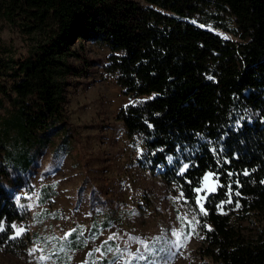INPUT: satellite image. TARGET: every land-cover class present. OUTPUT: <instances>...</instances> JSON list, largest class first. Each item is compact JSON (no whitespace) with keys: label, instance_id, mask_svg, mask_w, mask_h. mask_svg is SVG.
<instances>
[{"label":"trees","instance_id":"16d2710c","mask_svg":"<svg viewBox=\"0 0 264 264\" xmlns=\"http://www.w3.org/2000/svg\"><path fill=\"white\" fill-rule=\"evenodd\" d=\"M0 17L29 41L26 56L0 57V79H7L0 96L11 107L0 159L7 154L20 167L11 177L0 163L4 253L22 255L31 242L26 235L8 239L11 225L28 215L15 195L28 186L29 152L67 132L66 89L77 75L69 60H80L90 42L107 48L108 72L137 99L117 119L144 148L139 166L183 192L200 221L201 259L264 264V225L253 235L240 226L250 215L264 217V0H0ZM10 131L22 149L14 157ZM208 173L217 185L204 215L194 189ZM229 184L232 203L222 212L216 205L227 199Z\"/></svg>","mask_w":264,"mask_h":264},{"label":"rangeland","instance_id":"374dc122","mask_svg":"<svg viewBox=\"0 0 264 264\" xmlns=\"http://www.w3.org/2000/svg\"><path fill=\"white\" fill-rule=\"evenodd\" d=\"M28 42L0 17L1 58L7 51L15 58L26 56ZM79 55L80 60H69L77 75L69 77L66 89L67 132L29 152L34 160L26 173L28 186L15 195L28 215L13 224L25 229L19 237L30 236L31 242L19 256L0 249V264H209L199 255V224L187 239L174 234L193 231L189 221L195 216L180 193L139 166L144 148L117 119L118 111L137 99L124 94L108 72L109 51L87 42ZM0 100L1 134L11 107ZM7 137L11 156L22 153L15 132ZM3 157L0 163L9 175H18V163ZM208 183L217 185L214 176ZM209 194L203 188L197 195ZM260 225L264 217L254 214L240 223L246 235Z\"/></svg>","mask_w":264,"mask_h":264},{"label":"snow or ice","instance_id":"6c2138e0","mask_svg":"<svg viewBox=\"0 0 264 264\" xmlns=\"http://www.w3.org/2000/svg\"><path fill=\"white\" fill-rule=\"evenodd\" d=\"M171 159V158H169ZM230 163V161H228ZM189 167L188 164H184L181 168H180V173H183L185 170H187ZM244 175H248L247 170L244 171L243 173ZM229 176L234 175L233 173L229 172L228 173ZM212 173H208L206 174L203 178H202V182H198V184H201V186H197L194 191L199 194L203 188H206L208 190L209 193L211 192H215L216 191V187L215 186H209V181L212 180ZM188 183H191V181H188ZM237 184H239V181H236ZM261 183H264V181H261ZM222 186V185H221ZM228 191H227V199H223L220 201L219 204L216 205V208L219 209L220 211L223 212V205L226 203H232V194H233V189L232 186L229 184L228 186ZM235 195L239 196L240 193L238 191L235 192ZM181 197H183V192H181L180 194ZM207 199V196L205 197H201L200 195H197L195 197V201L198 205H200V211L204 214L207 215V210L204 207V200ZM236 206L239 207V201H236ZM185 218H187V214H185ZM194 221V223H193ZM189 223L192 226L193 231L188 232L187 234H184L182 232H177L174 230V234L178 236V238L180 236H183L184 239H187L188 237H190L191 235L195 234V225L199 224L200 221L198 219H196V217H192V220L189 221ZM206 227L209 228V230H211V226L205 225ZM11 229L14 231V234L9 236L8 239H16L18 238L24 231L25 229L19 228L16 224H12L11 225ZM5 231L4 225L3 223H0V232ZM178 246H182V244L180 243V240L178 239L177 242Z\"/></svg>","mask_w":264,"mask_h":264}]
</instances>
